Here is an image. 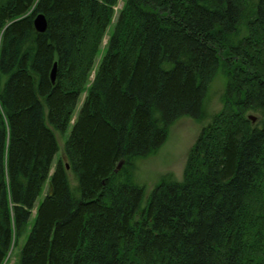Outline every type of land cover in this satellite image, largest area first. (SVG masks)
<instances>
[{"label":"trees","instance_id":"trees-1","mask_svg":"<svg viewBox=\"0 0 264 264\" xmlns=\"http://www.w3.org/2000/svg\"><path fill=\"white\" fill-rule=\"evenodd\" d=\"M115 1L0 0V264L45 183L17 264H264V63L253 27L238 38L246 0H125L50 172ZM218 67L230 117L201 129L182 180L145 196L130 170L117 179L176 117H202Z\"/></svg>","mask_w":264,"mask_h":264},{"label":"rangeland","instance_id":"rangeland-1","mask_svg":"<svg viewBox=\"0 0 264 264\" xmlns=\"http://www.w3.org/2000/svg\"><path fill=\"white\" fill-rule=\"evenodd\" d=\"M242 1L244 2L245 0H241V2ZM124 2L125 0H117L113 5L111 19L102 35L95 58L93 59L92 66L84 79L83 89L79 94L77 104L72 112L66 130L63 133L54 131L58 143V152L53 158L50 172H52L53 167L59 159H61V162L63 163L66 162L64 151L65 142L69 136L72 123L77 116L78 110L80 109L87 90L93 82L95 71L100 64L103 53L107 48L109 37L114 29L117 16L124 5ZM246 2L247 3L245 4L244 10L245 15L243 19H241L238 29V38L243 39L246 36L248 37L249 33L251 32L249 28L253 27L252 49L250 55L253 56L255 63L262 65L264 63V26L256 25V23H254V5L256 0H246ZM227 60V62L231 64H240V60H238V62L236 61V63H234L232 58ZM240 68L241 70L244 69L246 71L251 69L247 65H241ZM227 81L228 77L226 73H224L222 68L218 67L215 70L213 77H211L207 83V88L203 99V106L201 108L202 117L194 118L188 115L176 117V119H174L173 122L168 125L166 130V139L160 147L146 156L132 158L125 166H123V161L121 160L122 163L116 171L118 173V170L120 171L121 169V174H119V177L117 176V179L120 177L123 178L124 174L128 173L130 170L129 178L131 177L134 182L143 186L145 196H147L152 188L156 186L161 180H182L188 152L193 146V143L201 129L207 127L214 116H220L224 119L226 117H230V110L228 109L227 104L224 102L225 87L226 84H228ZM253 116L254 115L252 112L247 113V119H250L251 123H255L256 121V119L252 121L250 118ZM119 162L120 161H118V163ZM118 163L116 164L115 169L117 168ZM66 174L70 187L75 191V177L68 167H66ZM46 188L47 186L45 183L42 187V190L40 191V195L36 198V202L31 210V216L25 226V229L23 230L22 234L19 235V237H16L15 235L13 236L11 246L6 253L2 264L18 263L20 248L32 223L34 222L37 205L43 199Z\"/></svg>","mask_w":264,"mask_h":264},{"label":"water","instance_id":"water-1","mask_svg":"<svg viewBox=\"0 0 264 264\" xmlns=\"http://www.w3.org/2000/svg\"><path fill=\"white\" fill-rule=\"evenodd\" d=\"M33 24H34L35 29L38 32H44L46 29V20H45L44 16L40 13L35 15V17L33 19ZM55 75H56V66L53 65L51 72H50V77H51L52 82H54V80H55ZM250 118L254 119V117H250ZM121 163H122V161L120 160V162L117 165V168H119Z\"/></svg>","mask_w":264,"mask_h":264},{"label":"bare ground","instance_id":"bare-ground-1","mask_svg":"<svg viewBox=\"0 0 264 264\" xmlns=\"http://www.w3.org/2000/svg\"><path fill=\"white\" fill-rule=\"evenodd\" d=\"M116 1H117V0H116ZM116 1H115V3H116ZM112 10H113V7H112ZM53 65H55V66H56V62H53ZM53 65H52V67H53ZM248 116H249V115H248ZM254 119H256V117H255V116H254ZM254 119H252V121H254ZM252 124H254V123H252ZM117 169H118V168H116V169H115V172L117 171Z\"/></svg>","mask_w":264,"mask_h":264}]
</instances>
